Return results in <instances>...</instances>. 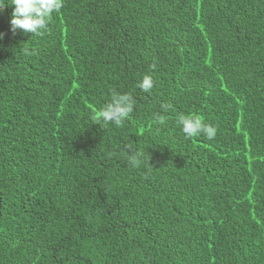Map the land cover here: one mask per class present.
<instances>
[{
	"label": "trees",
	"instance_id": "16d2710c",
	"mask_svg": "<svg viewBox=\"0 0 264 264\" xmlns=\"http://www.w3.org/2000/svg\"><path fill=\"white\" fill-rule=\"evenodd\" d=\"M12 13L0 264H264V0H63L41 36ZM113 91L133 112L94 123ZM181 114L215 138H185Z\"/></svg>",
	"mask_w": 264,
	"mask_h": 264
},
{
	"label": "clouds",
	"instance_id": "9594fccd",
	"mask_svg": "<svg viewBox=\"0 0 264 264\" xmlns=\"http://www.w3.org/2000/svg\"><path fill=\"white\" fill-rule=\"evenodd\" d=\"M5 3L12 6L13 13L10 24L15 29L31 33L32 36H41L47 29L53 13L63 7V0H0V9ZM2 38V34H0ZM138 87L143 92H149L153 87L151 76L145 75ZM135 98L131 93L113 91L111 98L92 114L94 123L111 124L116 127L124 125L135 107ZM166 111L170 106H162ZM163 122V117L160 118ZM181 132L185 138H194L203 134L208 139H214L217 133L215 126L205 123L196 114H181L177 119ZM128 163L132 168H140L148 164V155L144 150H135L131 147L127 151ZM149 165V164H148Z\"/></svg>",
	"mask_w": 264,
	"mask_h": 264
}]
</instances>
